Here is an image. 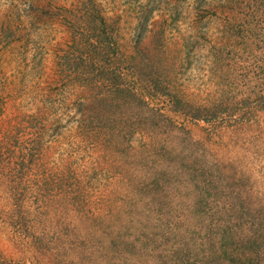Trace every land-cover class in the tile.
<instances>
[{"label": "rangeland", "instance_id": "obj_1", "mask_svg": "<svg viewBox=\"0 0 264 264\" xmlns=\"http://www.w3.org/2000/svg\"><path fill=\"white\" fill-rule=\"evenodd\" d=\"M199 203L264 224V0H0V264H174Z\"/></svg>", "mask_w": 264, "mask_h": 264}, {"label": "trees", "instance_id": "obj_2", "mask_svg": "<svg viewBox=\"0 0 264 264\" xmlns=\"http://www.w3.org/2000/svg\"><path fill=\"white\" fill-rule=\"evenodd\" d=\"M192 209L193 215H200V218L196 216V219L199 218L196 222L187 221L182 215L174 225H170L169 218L172 215H168L170 214L168 212L166 218L160 219L162 230L152 233V237L153 234L156 237L172 235L174 240L170 238L166 240L172 255L177 256L174 264H245L249 257H242L248 255L239 248L242 247L244 239L246 243L254 245L255 252L262 245L264 224L260 226L261 221L256 223L252 231L249 227L242 231L241 216L237 214L235 217L230 211H226L224 206L218 207L209 203L202 206L199 203ZM221 210L224 212L220 213Z\"/></svg>", "mask_w": 264, "mask_h": 264}]
</instances>
